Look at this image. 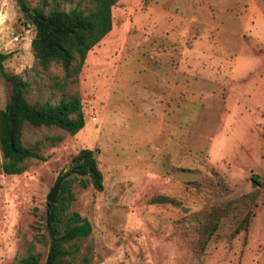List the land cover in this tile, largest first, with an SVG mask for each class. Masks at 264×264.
Masks as SVG:
<instances>
[{
  "label": "rangeland",
  "instance_id": "obj_1",
  "mask_svg": "<svg viewBox=\"0 0 264 264\" xmlns=\"http://www.w3.org/2000/svg\"><path fill=\"white\" fill-rule=\"evenodd\" d=\"M111 17L66 76L37 65L33 26L0 0L6 72L28 82L31 103L76 95L84 119L74 134L23 125V145L40 158L19 174L0 170V264L29 253L44 263L45 196L82 148L102 190L82 187L87 176L70 181L67 211L90 232L59 264H264V0H117ZM9 90L0 75V108Z\"/></svg>",
  "mask_w": 264,
  "mask_h": 264
},
{
  "label": "trees",
  "instance_id": "obj_2",
  "mask_svg": "<svg viewBox=\"0 0 264 264\" xmlns=\"http://www.w3.org/2000/svg\"><path fill=\"white\" fill-rule=\"evenodd\" d=\"M14 1L33 26L34 34L29 45L37 65L45 69L56 63L66 76H72L79 71L86 53L110 31L111 8L117 0H84L89 5L87 9L75 6L68 10L50 7L46 0H40L34 7H30L26 0ZM6 57L7 54L0 53V75L10 88L8 98L0 108V170L4 174H19L25 169L27 159L40 158L35 150L22 143L25 123L55 126L74 134L83 127L84 119L76 95L61 97L54 104L28 102V82L20 75L6 72L3 66ZM75 176H87L78 180L82 187L90 184L95 190H102V175L91 149L82 148L72 157L68 169L57 176L61 183L55 201L45 203L44 224L49 244L43 264H59L63 257L74 253V249H69L71 243L90 232L86 219L75 211H67L72 198L69 183ZM156 200L169 201L170 198L159 196ZM78 262L88 264V258L82 256ZM17 264L41 263L37 254L29 253Z\"/></svg>",
  "mask_w": 264,
  "mask_h": 264
},
{
  "label": "water",
  "instance_id": "obj_3",
  "mask_svg": "<svg viewBox=\"0 0 264 264\" xmlns=\"http://www.w3.org/2000/svg\"><path fill=\"white\" fill-rule=\"evenodd\" d=\"M60 189V180H57L47 191L45 200L46 202L52 203L55 201L57 193Z\"/></svg>",
  "mask_w": 264,
  "mask_h": 264
}]
</instances>
